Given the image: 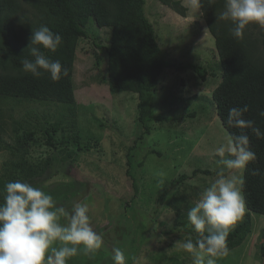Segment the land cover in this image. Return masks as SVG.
Returning a JSON list of instances; mask_svg holds the SVG:
<instances>
[{
    "label": "trees",
    "instance_id": "trees-1",
    "mask_svg": "<svg viewBox=\"0 0 264 264\" xmlns=\"http://www.w3.org/2000/svg\"><path fill=\"white\" fill-rule=\"evenodd\" d=\"M162 1L186 16L187 8L181 0ZM146 3L147 0H0V149L8 150L11 154L0 170V202H3L6 183L35 180L45 176L56 163H74L82 153L92 149L98 151V140L90 137L91 141L83 143L79 125L80 105L74 83L78 43L89 37V27L94 25L109 31L106 43H96L106 53V75L102 82L108 85L113 95L132 92L138 99V124L141 130L127 154V173L131 177L135 196L140 193L135 171L144 165L146 156L136 161L137 143L151 133L152 122L173 118L155 113L154 98L159 77L167 66H175L178 70L192 69L203 80L209 74L208 67L202 64H179L167 60L165 51L159 45L156 29L145 12ZM199 3L219 57L216 64L221 70V81L213 90L212 97L223 126L230 136L240 134V129L227 125L228 110L248 105L249 112L245 113V118L255 121L256 126L264 132V116L260 115L264 111V28L251 24L245 31L244 39L237 40L230 32L231 22L217 21V15L224 10L225 0H215L214 3L199 0ZM41 25H47L63 37V44L55 53L44 50L69 70L68 76L59 81H52L48 73L34 78L22 70V60L29 57L27 46L32 28ZM102 59L97 54L98 62ZM212 74H215L213 70ZM58 103H62V107ZM39 104L48 108L40 113ZM50 105H55L56 111H52ZM193 115L195 112L190 113V116ZM245 131L258 159L250 163L244 172V196L248 211L229 232L230 251L245 243L252 233L250 211L264 215V138H257L250 129ZM45 145L58 153L34 159L33 148ZM253 169H259L260 174L252 175ZM200 172L211 173L206 169H195L192 174ZM190 177L183 173L173 179L159 194L157 203L159 205L165 200L177 215L175 226L168 229V233L177 229L195 239L197 234L184 212L189 203L187 194L177 190L169 197L168 192ZM78 191L77 183L64 182L50 193L55 198L71 199L77 196ZM154 210L158 211V207L155 206ZM132 218L133 221L137 220L136 212ZM137 223L140 222L137 220ZM132 230L135 236H118L124 239L118 246L125 251L127 264H136L142 246L149 241L140 226ZM262 233L260 251L264 256V231ZM114 244L106 243L104 246ZM162 253L161 257L157 255L160 264H182L184 261L180 256L168 255L165 251ZM110 258L108 263L113 264L112 256Z\"/></svg>",
    "mask_w": 264,
    "mask_h": 264
},
{
    "label": "rangeland",
    "instance_id": "rangeland-1",
    "mask_svg": "<svg viewBox=\"0 0 264 264\" xmlns=\"http://www.w3.org/2000/svg\"><path fill=\"white\" fill-rule=\"evenodd\" d=\"M181 2L187 8L186 16L162 0H147L145 12L156 29L159 45L168 61L202 64L208 67L209 74L203 80L192 69L178 70L175 66H167L159 77L154 98L155 113L173 118L152 122L151 133L137 143L136 161L146 158L144 165L135 171L140 187L136 196L127 173V154L141 130L137 96L132 92L113 95L108 85L102 82L106 75V53L96 43H106L107 29L95 25L89 27V37L78 43L74 83L81 113L80 132L83 143L91 141L90 137L99 141L98 151L92 149L82 153L74 163H56L45 176L27 181L50 195V191L60 183L75 182L79 190L77 196L71 199L52 196L57 206L68 211L76 203L89 206L92 227L103 237V246L95 255L81 252L68 264H110L113 248L124 241L118 236H135L132 229L138 226L146 232L145 237L149 241L142 246L136 264H160L157 255L161 257L162 251L180 256L184 260L182 264H193L191 255L180 246L187 234L177 229L168 233V229L175 226L177 215L165 200L158 205V196L173 179L183 173L191 175L184 183L168 191L169 197L177 190L187 194L189 203L184 209L187 219L188 209L217 178L216 173L221 166L217 163L219 157L213 153L230 134L222 124L212 97L213 90L221 81L214 37L204 20L199 0ZM97 54L103 58L100 62ZM58 106L62 107V103ZM50 107L56 111L55 105ZM45 108L48 106L39 104L38 111L41 113ZM192 112L195 115L190 116ZM55 153L58 152L45 145L33 148L32 156L35 159ZM10 158L8 150L0 149V170ZM195 169H206L211 173L193 175ZM155 206L158 211L154 210ZM135 212L140 223L133 221ZM250 212L252 233L245 243L218 259L217 264H264L260 251L264 215ZM61 222L66 223V218ZM106 243L114 246L105 247Z\"/></svg>",
    "mask_w": 264,
    "mask_h": 264
},
{
    "label": "clouds",
    "instance_id": "clouds-1",
    "mask_svg": "<svg viewBox=\"0 0 264 264\" xmlns=\"http://www.w3.org/2000/svg\"><path fill=\"white\" fill-rule=\"evenodd\" d=\"M217 16V21L231 22V35L243 40L249 25L264 28V0H225L224 10ZM29 40V57L21 62L24 73L34 78L48 73L52 81L68 76V68L44 51L55 53L62 46L60 34L41 25L32 28ZM247 112L248 105L228 110L227 125L241 132L215 148L213 154L219 157L217 163L221 166L217 178L187 211L197 236L183 238L180 246L191 255L193 264H217L218 259L226 257L230 252L229 232L246 213L244 172L258 157L245 130L264 138L255 121L245 118ZM260 115L264 116V111ZM251 174L259 175L260 171L253 169ZM62 218L67 222L62 223ZM103 243V237L92 227L87 204L76 203L68 211L31 183L16 180L4 186L0 202V264H68L81 252L95 255ZM112 261L127 264L125 251L114 247Z\"/></svg>",
    "mask_w": 264,
    "mask_h": 264
}]
</instances>
